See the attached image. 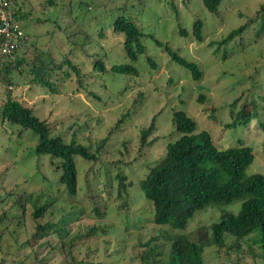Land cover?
<instances>
[{"label": "rangeland", "instance_id": "1", "mask_svg": "<svg viewBox=\"0 0 264 264\" xmlns=\"http://www.w3.org/2000/svg\"><path fill=\"white\" fill-rule=\"evenodd\" d=\"M142 1L138 13L131 5L138 0H57L52 6L45 0H15L25 14L17 21L28 36L19 53L33 61L37 75L48 78L53 89L35 83L26 62L20 71H0V108L10 92L48 123L52 135L74 139L96 156L75 157L77 190L68 194L50 157L35 152L37 135L0 116V195L13 191L31 195L37 203L53 201L42 221H62L75 258H89L92 264H139L143 243L172 231L154 224L153 207L138 181L162 158L166 143L180 135L171 121L174 110H184L196 131H208L219 148L251 146L254 159L247 171H264V128L259 124L264 121V11L255 13L264 0H221L216 12L207 11L201 0ZM121 13L143 31L145 51L132 62L138 75L109 71L113 63L128 62L122 36L111 26ZM196 20L202 23L201 40L193 35ZM244 23L240 35L219 42ZM154 39L196 62L201 78L193 79ZM98 60L105 69L94 67ZM152 118L148 139L153 142L143 145L140 129ZM234 118L236 126L227 127ZM119 173L125 176L126 191L118 190ZM12 198L0 202V211L16 212ZM241 201L208 205L180 230L204 245L205 264H234V255H215L209 227L220 218L219 208L237 211ZM27 205L25 220L2 235L0 264H58L60 250L48 253L58 240L53 234L39 236L30 253L25 240L34 232L33 206ZM247 253L242 263L264 264Z\"/></svg>", "mask_w": 264, "mask_h": 264}, {"label": "trees", "instance_id": "2", "mask_svg": "<svg viewBox=\"0 0 264 264\" xmlns=\"http://www.w3.org/2000/svg\"><path fill=\"white\" fill-rule=\"evenodd\" d=\"M201 2L207 11L216 12L221 0H201ZM56 3L57 0H45L47 6ZM14 4L16 20L24 18L25 14L16 8L15 0ZM143 4L144 1L138 0V5L134 3L131 5L141 13L144 9ZM121 9L125 12L127 7L122 6ZM263 11L264 3L260 4L255 13L261 14ZM127 15L119 14L111 24L112 30L122 36L124 55L128 59V62L111 64L109 71L114 76L138 75V69L132 62L145 51L141 40L142 28L131 19L129 14ZM201 25L200 20L193 23V35L197 40L202 39ZM246 27L244 23L233 28L219 42L225 43L240 35ZM180 32L187 35V31L183 28ZM154 40L164 47L173 61L189 70L193 79L201 78L202 74L196 62L179 55L167 43ZM21 45L15 62L5 65L4 70L9 72L19 68L20 71V66L26 62L34 73L32 80L53 89L48 78L44 79L37 75L33 61L32 63L25 61L20 55ZM94 67L105 69L101 60H98ZM73 69L77 71L75 67ZM0 116L2 120L30 129L37 135L35 152L50 157V165L58 173V182L65 187L68 194L74 195L78 183L75 157L93 160L96 158L95 154L74 139L65 141L59 135H52L48 123L37 116L30 106L14 98L10 92H7L6 98L3 99ZM171 121L180 135L166 143L164 155L138 181V186L144 199L153 207L154 224L172 231L151 235L150 239L143 243V250L138 255L139 264H205L204 245L189 239L180 230L184 229L193 216L206 206L231 203L237 198H242L237 211L221 209L218 206L221 210L220 218L213 221L209 227L210 244L219 258L229 259L230 255H234V264H246L241 261L247 256V252L253 259L259 258L264 261V171H247L254 159L251 146L241 144L219 148L208 131H196L194 119L182 109L172 112ZM153 122L154 118L147 127L140 129V142L143 145L153 142L152 139H148L154 127ZM237 122V118H234L226 126L235 127ZM259 124L264 128V121L259 119ZM115 178L118 180V190L126 191L125 176L119 173ZM9 195L13 197L12 206L17 207V210L16 212L7 209L0 211V240L10 227L13 231L15 225L25 220L27 204L30 203L33 206L30 216L34 223V232L25 240L30 247V253L34 251L33 247L39 241V236L53 234L58 240L50 244L48 253L60 250L58 252L61 253L59 255L61 261L58 264H92L89 258L88 260L75 258L71 240L64 239L67 231L62 221L58 219L55 222L42 221L44 214L49 210L48 204L53 201L47 204L37 203L31 195L9 191L6 196L0 195V202ZM95 210L101 213L98 207ZM23 243L21 242L18 247L24 245ZM224 263L231 264L221 260L220 264Z\"/></svg>", "mask_w": 264, "mask_h": 264}, {"label": "built area", "instance_id": "3", "mask_svg": "<svg viewBox=\"0 0 264 264\" xmlns=\"http://www.w3.org/2000/svg\"><path fill=\"white\" fill-rule=\"evenodd\" d=\"M14 0H0V71L15 62L19 46L27 35L16 20Z\"/></svg>", "mask_w": 264, "mask_h": 264}]
</instances>
